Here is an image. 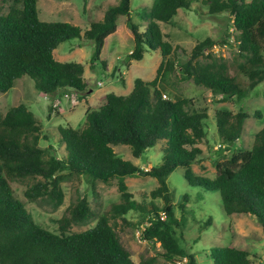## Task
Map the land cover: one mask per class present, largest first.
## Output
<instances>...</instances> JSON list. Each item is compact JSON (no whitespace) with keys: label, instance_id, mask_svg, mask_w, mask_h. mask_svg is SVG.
<instances>
[{"label":"trees","instance_id":"16d2710c","mask_svg":"<svg viewBox=\"0 0 264 264\" xmlns=\"http://www.w3.org/2000/svg\"><path fill=\"white\" fill-rule=\"evenodd\" d=\"M35 4L36 0H8L7 10L0 13V92L26 74L37 91L52 95L71 89L82 97L87 89L82 63L57 60L53 49L66 39L92 40V66L99 59L105 37L115 30L118 15H124L132 37L128 60L140 59L145 49L157 51L160 60L151 79L134 77L126 94L109 91L97 108L86 109L81 127L57 124L54 139L61 148L60 155L51 143L38 144L48 135L24 104L0 112V264H151L143 260L134 263L109 222L118 216L130 223L123 216L128 210L137 211L143 238L157 242L165 264H196L194 254L182 245L173 226L183 222L174 216L172 191L166 181L176 166L184 167L182 175L190 185L218 192L225 216L245 214L264 233V122L254 132L249 148L232 151L228 158L214 162L212 178L194 174L190 164L201 152L197 143L205 136L206 112L191 108L188 98L163 96L157 86L176 69L180 77L208 88L214 98L242 99L248 89L264 79V0L207 3V13L227 11L231 16L236 31L232 58L236 71L248 79L244 85L229 72L227 62L209 50L214 44L209 36L196 42L184 60L172 56V47L162 39L156 20L167 22L177 8H188L189 0H152L148 7L141 6L146 22L142 29L131 20L129 0L108 3L101 19L89 21L84 29L69 21L40 19ZM200 57L203 61L198 60ZM100 63L105 65L102 59ZM245 116L241 109H215L213 121L219 140L233 144ZM118 143L128 145L134 157L159 143L160 161L140 167L115 154L111 145ZM134 174L152 176L157 182L138 200L123 181L124 176ZM70 175L83 176L91 185L117 178L119 200L97 214L94 225L80 231L67 232L71 223L95 217L84 195L66 206L57 218L58 232H53L33 220L10 187L12 179L31 177L35 180L26 186L24 195L32 199L45 195L54 208L62 200L60 182ZM155 197L161 198V205L153 201ZM182 199L186 200L185 194ZM178 205L183 207V202ZM209 255L211 264H250L248 250L231 244L215 245Z\"/></svg>","mask_w":264,"mask_h":264},{"label":"rangeland","instance_id":"374dc122","mask_svg":"<svg viewBox=\"0 0 264 264\" xmlns=\"http://www.w3.org/2000/svg\"><path fill=\"white\" fill-rule=\"evenodd\" d=\"M189 1L188 8H178L167 22H157L162 39L168 41L172 47V56L180 61L184 60L196 42L209 36L214 42L209 50L214 55L221 56L227 62L229 72L234 73L243 85L246 84L248 79L236 71V63L232 58L236 49L234 39L236 31L231 26L229 13L227 11L207 13L208 0ZM151 2L152 0H129L131 20L137 23L139 29L143 28L145 22L141 15V6L146 8ZM94 3L102 2L89 0L87 5V0H36L35 5L37 16L42 20L69 21L84 29L89 21L98 17ZM7 6L8 0H0V13H4ZM123 19L124 15L118 16L114 32L107 35L100 51L101 57L94 60L92 66H89L93 49L92 40L66 39L53 49V56L57 60L82 63V75L87 83L86 91L80 94L82 97H78V93L71 89L57 90L52 95L37 91L32 86V80L23 74L13 80L10 88L0 92V112L4 113L17 103L24 104L48 135L47 139L40 138L38 144L46 146L51 143L56 154L60 155L58 151L61 148L54 139L57 124L81 127L85 110L97 108L104 101L105 92L125 94L130 90L134 77L149 80L154 75L160 60L157 51L145 49L140 59H125L132 46V37L124 26ZM262 55L264 57V49ZM102 58L107 62L106 64L104 60V66L100 63ZM198 60L203 61L201 57ZM98 81L101 83H97ZM157 86L163 96L170 99L188 98L191 108L206 112L205 136L197 143L201 152L190 164L194 174L212 178L215 173L214 162L228 158L232 151L249 148L254 132L264 122V79L248 89L246 95L239 101L233 98L225 100L214 98L208 88L193 83L190 78L180 77L176 69L161 78ZM217 108H226L232 112L241 109L247 114L242 121L240 136L233 144L221 142L215 134L213 112ZM111 146L116 155L143 168L160 161L159 143L145 150L139 157L132 156L126 144L118 143ZM183 170V166L174 167L167 175L166 181L172 191L170 202L174 204V216L177 220L178 218L183 220L182 224L173 225L175 233L182 245L194 254L196 264H211L210 248L227 244L246 248L250 264H264V233L254 220L245 214L225 216L221 210L218 192L190 185L182 175ZM34 180L31 177L10 180L12 193L22 201L36 223L53 232H58L57 218L65 212L66 206L81 195L85 196L89 207L95 212V217L71 223L67 232L80 231L94 225L96 215L105 212L112 202L119 200L116 177L106 182L97 180L91 185L83 176L70 175L60 182L61 203L52 208L45 195L33 199L24 195V189ZM123 181L126 189L136 200L140 198L142 192L147 194L157 184L154 177L141 174L126 175ZM183 194L186 196L185 201L182 199ZM153 201L157 205L162 204L160 197H155ZM179 202H183V207L178 205ZM123 216L131 224L124 223L118 216L110 218L109 222L133 262L143 260L151 264H165L159 255L162 249L157 242L143 238L137 211L128 210ZM207 218L209 223H206ZM182 261L184 259H181Z\"/></svg>","mask_w":264,"mask_h":264},{"label":"crops","instance_id":"0c3cea01","mask_svg":"<svg viewBox=\"0 0 264 264\" xmlns=\"http://www.w3.org/2000/svg\"><path fill=\"white\" fill-rule=\"evenodd\" d=\"M88 1L89 0H87V5H88ZM117 1V0H116ZM116 1H109V0H100V2H102L101 4L100 3H94L93 4V6H95L96 7V9H97V14H98V17H97V19H95V20H99V19H101V17H102V14H103V11H104V9H105V7H106V5H107V3H109V2H111V3H114V2H116ZM178 9V8H177ZM177 11V10H176ZM119 16V15H118ZM118 16H117V18H118ZM117 18H116V21H117ZM156 22H158V20H156ZM89 23V22H88ZM123 23H124V19H123ZM145 24H146V22H144V26H145ZM88 26V25H87ZM124 26H125V24H124ZM143 26V27H144ZM86 28V27H85ZM116 28V27H115ZM114 32V31H113ZM112 32V33H113ZM108 36H106L105 37V39L107 38ZM131 49V48H130ZM101 51V50H100ZM130 51V50H129ZM101 57V52H100V55H99V58ZM102 60H105V59H103L102 58ZM105 62H106V60H105ZM95 64V63H94ZM106 64H107V62H106ZM100 82V81H99ZM101 83V82H100ZM132 86V85H131ZM110 87H112V86H110ZM131 89V88H130ZM109 92V91H108ZM128 92V91H127ZM127 92H125V94L127 93ZM105 93H107V92H105ZM115 93V92H114ZM116 94H120V93H116ZM60 125H62V124H60Z\"/></svg>","mask_w":264,"mask_h":264},{"label":"built area","instance_id":"2783aa9c","mask_svg":"<svg viewBox=\"0 0 264 264\" xmlns=\"http://www.w3.org/2000/svg\"><path fill=\"white\" fill-rule=\"evenodd\" d=\"M97 83H100V82L98 81ZM183 259H184V258H183ZM178 262H179V263H182L183 261L181 262V260H180V261H178Z\"/></svg>","mask_w":264,"mask_h":264},{"label":"water","instance_id":"95a60500","mask_svg":"<svg viewBox=\"0 0 264 264\" xmlns=\"http://www.w3.org/2000/svg\"><path fill=\"white\" fill-rule=\"evenodd\" d=\"M125 59H128V55L125 56Z\"/></svg>","mask_w":264,"mask_h":264}]
</instances>
